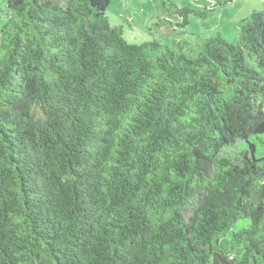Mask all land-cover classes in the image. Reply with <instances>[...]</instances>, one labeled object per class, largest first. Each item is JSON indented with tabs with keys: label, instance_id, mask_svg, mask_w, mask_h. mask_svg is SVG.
<instances>
[{
	"label": "trees",
	"instance_id": "trees-1",
	"mask_svg": "<svg viewBox=\"0 0 264 264\" xmlns=\"http://www.w3.org/2000/svg\"><path fill=\"white\" fill-rule=\"evenodd\" d=\"M233 1L155 0L159 27ZM109 6L7 0L0 264H264V11L168 46Z\"/></svg>",
	"mask_w": 264,
	"mask_h": 264
},
{
	"label": "rangeland",
	"instance_id": "rangeland-1",
	"mask_svg": "<svg viewBox=\"0 0 264 264\" xmlns=\"http://www.w3.org/2000/svg\"><path fill=\"white\" fill-rule=\"evenodd\" d=\"M179 7L191 6L203 10L213 0H173ZM258 4L255 9L254 6ZM7 0H0V31L4 26ZM261 0H234L232 4L223 5L210 13L207 20L191 16L190 24L186 28L159 27L162 12L157 8L155 0H110L107 16L112 25L121 26L124 36L134 44L145 42H159L174 46L180 39L195 43L193 34H201L211 38L222 34L231 44L239 45V25L249 19L252 10L264 11ZM176 24L178 19H173ZM253 67L256 65L253 63ZM264 73V69L261 70Z\"/></svg>",
	"mask_w": 264,
	"mask_h": 264
},
{
	"label": "crops",
	"instance_id": "crops-1",
	"mask_svg": "<svg viewBox=\"0 0 264 264\" xmlns=\"http://www.w3.org/2000/svg\"><path fill=\"white\" fill-rule=\"evenodd\" d=\"M261 2H262V5H263V7H264V0H261ZM262 5H261V6H262ZM257 7H258V4L254 6L255 9H256ZM252 11H254V10H252ZM252 11H250L249 14H250Z\"/></svg>",
	"mask_w": 264,
	"mask_h": 264
}]
</instances>
